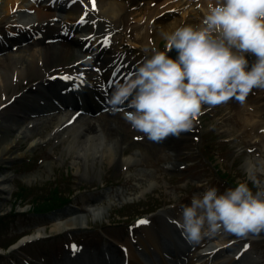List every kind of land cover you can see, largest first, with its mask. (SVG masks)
Masks as SVG:
<instances>
[{
  "label": "rangeland",
  "instance_id": "374dc122",
  "mask_svg": "<svg viewBox=\"0 0 264 264\" xmlns=\"http://www.w3.org/2000/svg\"><path fill=\"white\" fill-rule=\"evenodd\" d=\"M145 6L146 3L138 6L135 13L127 16L138 20L140 27L120 22L134 31L127 34L118 27L115 37L128 38L126 44L150 57L145 50L147 46L151 49V44L143 38L139 44L134 43L128 36H141L144 32L141 17L143 11L147 13ZM24 9L25 6L12 11ZM1 12L5 14L4 10ZM95 14L104 18L103 8ZM150 43L155 50L165 51L162 38ZM38 51L36 46L29 51L21 49L10 58L24 60L31 53L37 57ZM170 52L168 55L175 59ZM126 59L133 60L129 54ZM256 59L252 55L249 67ZM74 60L76 57L55 58L44 67L37 60L34 66L39 68L38 74L20 79L17 91H26L34 84L40 87L53 73L72 66ZM15 81L11 77L4 81V86H9L5 87L6 95L0 91V105L12 95L9 90H15ZM61 115L49 123L53 116H28L19 120L21 124L15 122L16 126L0 130V218L8 219L0 225V264H23V260L29 264H54V260L55 264H63L62 253L67 254L71 244L83 246L86 254H99L105 246L112 264H121L122 255L115 243L134 244L145 237L136 224L138 219L146 218L154 228L151 227L153 234L159 236L163 231L158 222L164 216L174 217L182 206L190 205L193 195L207 188L215 187L223 193L247 182L253 192L258 190L248 179L247 168L250 163L264 162V89H253L243 103L233 98L212 108L205 106L190 132L179 138L169 136L157 144L142 140L147 138L134 130L121 134L114 130L104 132L97 123L95 139L90 135L81 137L87 119L76 118L65 126L69 117ZM5 116L6 111H2L1 119H14L8 113ZM150 144L156 145L153 150ZM257 178L261 182L259 189H264V174L257 173ZM19 193L21 198L16 199L14 196ZM68 196L70 204L77 208L72 220L64 222L68 216L53 222L31 214L34 207L58 206ZM173 229L177 230L170 224L164 233L172 235ZM214 235L231 243L240 239L233 245L240 248L242 256L229 264L240 259L243 264H264V232L258 237H238L223 230ZM26 238L32 241L8 252L11 243ZM141 248L143 252L144 247ZM134 253L139 254L136 248Z\"/></svg>",
  "mask_w": 264,
  "mask_h": 264
},
{
  "label": "clouds",
  "instance_id": "9594fccd",
  "mask_svg": "<svg viewBox=\"0 0 264 264\" xmlns=\"http://www.w3.org/2000/svg\"><path fill=\"white\" fill-rule=\"evenodd\" d=\"M160 36L165 51L151 50L108 99L113 111L130 109L123 118L149 141L179 138L193 129L205 106L233 98L243 103L253 89H264V0H215L201 25L162 29ZM173 49L175 59L168 55ZM245 53L257 58L251 67ZM257 173L264 174V162L247 168L256 192L240 182L223 193L211 187L193 195L190 205L182 206L185 240L195 245L220 230L238 237L264 232V189Z\"/></svg>",
  "mask_w": 264,
  "mask_h": 264
},
{
  "label": "bare ground",
  "instance_id": "6f19581e",
  "mask_svg": "<svg viewBox=\"0 0 264 264\" xmlns=\"http://www.w3.org/2000/svg\"><path fill=\"white\" fill-rule=\"evenodd\" d=\"M24 1L25 0H0V10L1 9L4 10L6 15L10 14V12L12 11V8L14 7L15 4H17V2H18V6H17L18 8V7L23 6ZM36 3H37V0L27 3V9H32V11L34 10V15L29 19V23L36 22V24L42 25L43 22H47L48 24L49 19L53 18L54 15L50 14L44 8L41 9L38 7L36 9ZM135 4H136V0H121V1L97 0V3H96L97 7L100 6L104 10V15L106 16L104 18L109 19L110 22L114 21L113 24L110 26L112 29H109L110 30L109 34L114 33L116 30L115 20L122 19V16L125 15L129 11V9H131V7L134 6ZM152 4L155 6L147 9V13L143 14L144 15L143 19L146 22V29L144 30L141 36H136V35L134 36L135 38V39L133 38L134 43L136 42L138 43L140 38L145 39L148 43L150 41L158 42L161 39L160 32L162 29L171 31L175 27L182 26V25H196V26L201 25L203 18L208 12V9L211 6H214L215 0H152ZM196 5L198 6L199 11L197 10ZM133 9L134 8H132L131 12L133 11ZM169 10H173V13H167ZM63 18H64L63 22L65 24L62 30L63 29L66 30V28L69 26H71V29L76 28L77 26L80 25V22H81L80 16L76 18L74 12H68L67 15L63 16ZM123 21L128 22L129 20L123 19ZM96 23L100 26V23L97 20H96ZM135 25H137V22H135ZM35 28H39V26L34 25L32 27L33 31H35L34 30ZM80 28H83V31H82L83 35L78 41L80 42V44H82V46L86 42H89V41H94V40L100 41V38L96 39L97 36L92 35V33H95L96 30L92 31L91 28L84 26V25L82 27L80 26ZM52 35L53 34H51V36L48 38H54L52 37ZM88 35H92V36H88ZM58 41H60V39L57 40L56 43L52 45H46V41H43L42 43L37 42L39 45V51H38L37 57L33 56V54L31 53L27 57L26 61L18 60L19 58L12 60L10 56L14 54H10V53H9L10 54L9 57L1 58L2 60L0 61V71H1L0 72V83L2 84V89H0V91L4 94L5 92H7L6 91L7 88L5 87H8L9 85L6 84L4 86L5 84L4 81L6 79H10V77H11V81L16 78L15 85H17L15 90H9L12 92V95L9 96L8 98L6 96V98L3 100V102L6 103L5 108H10L13 105V103L14 104L17 103L19 99L28 98V97L29 99H31V97L33 96L31 92L35 90V85L29 86L27 88V84H26L23 87V90L27 88L26 89L27 91H22V90L17 91V87L20 84L19 82L20 79L23 78L25 80L27 77H30L33 74H38L39 68L37 69V66H34L37 60H40L43 65L42 67H44L45 64H48L50 61H52L55 58H63V57L69 58L70 56H74V55L77 56L76 51H79L80 49V46L78 45V43H74L72 41L70 42L67 39H63L62 42L60 43H57ZM110 41H111L110 48L108 50V54L110 55V57L106 59L108 61L116 60L117 56H114L115 53H119L120 51H126L127 48H130V47H127L124 44V42H122L123 40L117 41L113 37ZM102 42L103 40L100 43ZM138 56L141 57V55H138ZM251 56H252V53H245V58L249 59ZM78 59L79 58H77L76 60ZM15 63L16 64L19 63L20 66L18 65L19 67L13 68L12 65H14ZM83 65L87 66V62H84ZM76 67L78 68L77 65ZM85 69L86 70H83V72H81L85 75L84 82L88 81V83H91L92 85L91 90L93 91L97 90L98 88L97 86H101L102 84H105V82H108L110 78L113 77L112 72L116 75H121V73H125L123 77H127L130 75L128 74L129 71L110 70V69H106L104 65H100L98 68H95V69L91 67L85 68ZM114 87L115 85H113L110 88L112 92L114 90ZM0 104L2 103L0 102ZM49 119L50 120L47 121V123L53 122L55 120L54 117H51ZM91 121L89 120L87 123H84L81 129V132H80L81 137H84V136L86 137V135L88 136L90 135L93 137L92 139H95V134L97 132L96 130L97 126L95 125V123H97L98 127H100V129L104 132H112L111 130H114L115 133L121 134V132L128 131L127 123L123 119H120L118 117H110L107 115H102L98 117V119H92ZM14 123L15 122H10V121L6 124L3 123V127L4 128L8 127L9 125H12ZM177 146H180V144H178ZM7 148L8 147H6L5 149ZM246 165H248V163H246ZM181 216L182 214L179 217ZM150 226L151 225H148V224L144 225L142 228V233H144L147 236V240L150 242L152 247L155 249V252L157 253L156 257H158V259L161 260V263L159 264H173L171 262L172 260L177 261L179 264H184L183 260H184L185 254L182 252V250L180 251V253H177L173 256H169L168 258H166L165 256L166 251L164 249V246L159 240H157L154 237L153 231ZM159 226L161 230L165 232L166 228L168 227V220L161 219ZM225 243L226 242H219V246L224 247ZM211 246L212 244L209 245V247ZM128 254H129V257L134 256V254H132V252L129 249H128ZM101 260L102 259H100L99 262ZM103 261L104 260H102V264H103ZM73 263L75 264V262ZM129 264H135V263L130 261ZM152 264H157V262L153 260Z\"/></svg>",
  "mask_w": 264,
  "mask_h": 264
},
{
  "label": "snow or ice",
  "instance_id": "6c2138e0",
  "mask_svg": "<svg viewBox=\"0 0 264 264\" xmlns=\"http://www.w3.org/2000/svg\"><path fill=\"white\" fill-rule=\"evenodd\" d=\"M93 6H94V0H93ZM64 79H68V77H64ZM138 223H140V224H145V223H148V221H146V220H141V221H139ZM73 249L75 250V246H73Z\"/></svg>",
  "mask_w": 264,
  "mask_h": 264
}]
</instances>
